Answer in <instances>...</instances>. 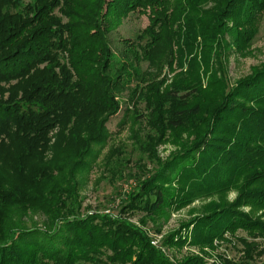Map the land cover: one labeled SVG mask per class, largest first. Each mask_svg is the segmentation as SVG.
<instances>
[{"label": "trees", "instance_id": "obj_1", "mask_svg": "<svg viewBox=\"0 0 264 264\" xmlns=\"http://www.w3.org/2000/svg\"><path fill=\"white\" fill-rule=\"evenodd\" d=\"M154 4V0H0V87L13 93L6 100L0 99V264H173L152 246L147 234L121 219L120 214L140 211L151 215L166 207L189 204L195 198L222 197L238 186L244 166L264 165V147L220 137L216 120L210 123V138L204 135L194 146L159 164V169L122 204L119 217L81 214L75 173L77 168L90 170L94 162L88 163L85 157L98 156L92 146L109 139L107 123L120 110L117 96L133 89L131 84L137 81L132 93L137 96L132 99L139 98L150 110L145 120L150 131L145 134L146 142L154 148L170 125L192 122L183 118L196 116L200 105L191 108L189 102L209 91L213 76L208 77V90H204L196 77L198 68L188 77L186 88L173 87L163 100L156 96L159 87L153 80H144L145 74L137 69L138 61L151 63V55L163 39L152 23L135 49L127 48L121 58L116 57L109 41L112 21ZM62 6L65 20L50 16ZM105 6L109 11L103 12ZM79 12L81 18H76ZM129 54L134 55L133 61ZM243 83L252 90V100H246L255 107L233 105H240L239 118L254 134L255 143H264V70ZM237 89L232 93L235 98L240 95ZM172 106L182 109L175 119L165 111ZM226 107H218L214 115L224 114ZM126 112L120 120L122 128L130 115ZM152 148L151 154L155 153ZM49 151H66L64 164L76 159L65 177L58 157L47 159ZM168 174L174 178L170 180ZM258 177L262 178L261 187L249 195L252 199L256 195L258 199L253 201L257 207L264 206V171L248 179L250 183ZM65 179L69 191L60 188ZM69 200L77 207L68 205ZM12 206L25 212L38 211L48 218V224L45 229L6 230L4 218ZM239 207L238 203L222 209L213 207L209 214L193 219L192 244L212 245L225 233L235 234L240 229L264 237V223L239 211ZM177 235L169 236L171 245H185L184 237L171 239ZM239 239L248 254L252 244ZM194 261L204 264L200 258ZM223 264L233 262L223 259Z\"/></svg>", "mask_w": 264, "mask_h": 264}, {"label": "rangeland", "instance_id": "obj_2", "mask_svg": "<svg viewBox=\"0 0 264 264\" xmlns=\"http://www.w3.org/2000/svg\"><path fill=\"white\" fill-rule=\"evenodd\" d=\"M42 1L50 0H40ZM154 2L153 7L145 5L130 12L126 17L112 21L109 41L116 57L121 58L127 48L135 49L137 40L144 37L145 30L152 23L163 39L151 55V63L138 61L140 67L137 69L139 74H145L144 80H153L156 88L159 87V95L156 96L163 100V96L173 87L186 88L188 77L198 68L200 73H197L196 77L201 81L204 90H208V77L210 74L213 76L210 79V88L189 102L191 108L200 105L196 116L189 118L187 115L183 118L186 123L188 120L192 122L178 127L170 125V130L164 133L161 142L154 148L150 141L146 142L145 134L150 131L145 122L146 116L149 118L150 110L146 109V104L139 98L132 99L137 96L132 95L136 91L137 81L131 84L133 89L117 96L116 100L121 103L120 110L107 123L109 139L103 145L92 146L94 155L98 156L85 157L88 163L94 162L90 170L77 168L75 173L78 206L82 207L81 214L85 216L100 213L119 217L122 204L138 190L139 184L158 170L159 164L168 162L185 148L194 146L197 139L206 134H209L210 138L212 132L209 127L215 124L216 120L215 129L220 137L241 139L250 146L264 147V143H255L254 134L240 120L238 113L239 104L245 109L255 107L246 100H252V90L247 88L248 82H243L253 80L256 73L264 70V0ZM81 5H84V2H81ZM106 10L108 6H105L103 12ZM74 11L72 9V12ZM62 12L63 6L57 7L50 16L65 20ZM158 17L160 19H157ZM76 18H81V12ZM75 22L79 20L75 19ZM205 37L210 38L206 41ZM129 56L133 61L134 55ZM118 61L122 62L119 59ZM118 67L113 68L111 72L114 74ZM237 86L236 93L240 95L235 98L232 93ZM10 94H13L11 90L4 91L0 87V99L6 100ZM237 103L239 104L233 105ZM226 104L224 110L229 108L224 114L214 115L218 107ZM165 111L175 119L176 112L182 109L172 106L165 108ZM124 112L130 115L127 125L122 128L120 120ZM139 114H143L144 119L135 117ZM149 148L155 153L151 154ZM65 152L49 151L47 155L48 160L58 157L63 177L76 162L74 159L70 164H64L62 160L67 156ZM260 170L264 171V165L244 166V172L241 171L238 176V186L222 197L195 198L189 204L166 207L151 215L140 211L128 212L120 214L121 219L134 224L147 234L152 246L164 252L173 264H195L194 260L199 258L204 264H223V259L232 261L233 264H264V237L259 236V233L240 229L235 234L225 233L222 238L215 239L212 245L201 246L192 244L193 226L190 225L193 219L209 214L213 207L222 209L237 203L240 205L239 211L264 223V206H255L253 200L258 198L255 194L253 199L249 196L253 194L252 191L261 187L262 178L258 177L256 181L248 183V179ZM168 178L173 179V174H168ZM69 187L67 179L60 185V188L66 191L70 190ZM71 201H68V205L72 204ZM72 205L77 207L75 203ZM7 209L9 211L5 214L3 222L6 230L45 229L49 221L38 211L25 212L19 206ZM184 225L186 226L183 227ZM171 234L177 235L171 238L174 241L184 237L185 245L172 246L168 239ZM239 238H245L247 243L252 244L253 248L248 250V254Z\"/></svg>", "mask_w": 264, "mask_h": 264}]
</instances>
